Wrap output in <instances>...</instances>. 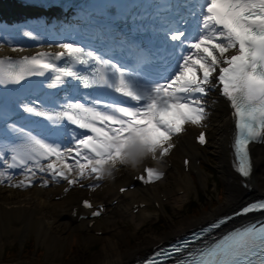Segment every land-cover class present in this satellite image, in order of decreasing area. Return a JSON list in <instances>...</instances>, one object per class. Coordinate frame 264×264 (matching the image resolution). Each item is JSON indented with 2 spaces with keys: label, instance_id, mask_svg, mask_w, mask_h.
Instances as JSON below:
<instances>
[{
  "label": "snow or ice",
  "instance_id": "6c2138e0",
  "mask_svg": "<svg viewBox=\"0 0 264 264\" xmlns=\"http://www.w3.org/2000/svg\"><path fill=\"white\" fill-rule=\"evenodd\" d=\"M185 7L183 14L160 24L166 56L158 69L150 66L142 50L126 61L111 49L76 41L59 43L56 51L0 58V88L7 92L9 86H18L12 89L17 94L35 88L42 93L35 98L19 96L16 107L28 114L25 119L37 118L24 125L9 124L0 107V121L6 126L0 130V184L28 188L39 175L42 187L50 180L65 181L68 192L74 186L85 187L83 181L112 176L118 166L163 159L186 126L206 127L208 97L214 89L226 99L234 118V170L249 178L250 145L264 142V0H185ZM25 35L36 38L31 32ZM12 51L24 49L17 46ZM31 77L44 80L28 85ZM60 90L65 92L62 99ZM97 90L111 98L93 96ZM7 132L14 135L9 138ZM195 139L200 145L208 143L205 131ZM15 169L20 170L18 180ZM164 176L162 170L148 166L136 179L150 184ZM99 186L87 185L93 191ZM82 204L94 208L89 199ZM102 211L98 207L91 215L99 217ZM254 212H264V199L219 217L190 240L155 252L144 264H165L180 253L184 256L176 264H264V221L185 251L232 219Z\"/></svg>",
  "mask_w": 264,
  "mask_h": 264
},
{
  "label": "bare ground",
  "instance_id": "6f19581e",
  "mask_svg": "<svg viewBox=\"0 0 264 264\" xmlns=\"http://www.w3.org/2000/svg\"><path fill=\"white\" fill-rule=\"evenodd\" d=\"M208 111L206 145L201 146L195 142L199 128L186 126L187 130L174 138L175 148L167 157L156 161L147 158L135 168L121 165L114 170L111 177L102 181L82 182L99 183L100 186L95 191L86 186H74L64 192L67 187L65 181L56 183L50 180L47 187L34 184L25 189L9 187L7 183L0 184V242H14L25 236L35 235L50 253L65 246L67 238L62 233L63 230H71L72 233L79 230L82 234L80 259L76 260L74 256L66 264H132L149 253L156 244L164 243L190 228L230 212L248 199L264 195V147H250L253 172L249 178L240 179L231 164L229 143L232 126L229 110L214 90L208 97ZM207 154L213 155L217 160V169L225 186L222 200L218 193L217 205H213L212 201L209 209L203 205L205 208L192 218L180 216L174 221L169 216L165 219L167 230L161 233L153 230V220L161 212H165L166 204L169 203L174 211H179L183 207L184 199H188L191 188L197 189L196 182L200 187H208L209 178L205 176L206 170L201 164ZM185 159H188V165H185ZM146 165H157L167 174L154 184H139L134 178ZM41 179L42 176L39 181ZM245 183L249 187H244ZM121 187H126L127 190L121 192ZM84 199L91 200L93 204H104L103 212L110 211L112 205L108 202L115 199L113 216L121 213L124 219L137 221L132 234L141 231L142 238L133 247L121 249L120 234L123 230L117 225L119 219L108 216L101 221V216L90 217L91 210L83 207ZM133 209H137L135 213ZM112 221L114 227H109L108 223ZM112 231V234L106 235ZM99 239V251L91 258L86 257V252ZM0 264H21V261L0 260Z\"/></svg>",
  "mask_w": 264,
  "mask_h": 264
},
{
  "label": "rangeland",
  "instance_id": "374dc122",
  "mask_svg": "<svg viewBox=\"0 0 264 264\" xmlns=\"http://www.w3.org/2000/svg\"><path fill=\"white\" fill-rule=\"evenodd\" d=\"M201 164L206 170L205 176L209 178L208 187H200L196 182L197 189L195 190L191 188L188 199H184L183 207L179 211H174L169 203L166 204L164 206L165 212H161L157 218H154L153 230L158 233L167 230L165 219L169 216H172L174 221H177L180 216H183L182 218H192L193 216H197L201 210L205 208L203 205H205L207 209L210 208L211 201L213 202V205H217L219 202L218 193L221 194L220 200H222L225 186L217 169V160L213 155L207 154V157L201 162ZM114 203L113 199L108 202L109 205H112L110 211L107 212L106 210L99 220L102 221L108 216L114 215L116 205ZM151 209L154 210L153 207H151ZM132 211L135 213L134 210ZM113 217L119 219L117 225L123 230L122 234H120L122 239L120 248L126 249L133 247L137 240L142 238L141 231L135 232V235L132 234L137 221L124 219L123 214L121 213H117ZM108 225L109 227H114L112 226L113 221L109 222ZM62 233H65L67 238L65 246H63V248L58 247L57 250L50 253H48L46 246L43 243H40L35 235L25 236L21 240L14 242H0V260L9 262L20 260L21 264H30L31 261L33 264H66L65 262L69 261L74 256H76V260L80 259V253L82 251L81 232L76 230L72 233L71 230L65 229ZM110 233L112 234L113 231L106 233V235H109ZM97 234L100 235V232H97ZM122 236L125 237L122 238ZM100 246L101 240L99 239L89 248L85 256L88 258L93 257L99 251Z\"/></svg>",
  "mask_w": 264,
  "mask_h": 264
},
{
  "label": "clouds",
  "instance_id": "9594fccd",
  "mask_svg": "<svg viewBox=\"0 0 264 264\" xmlns=\"http://www.w3.org/2000/svg\"><path fill=\"white\" fill-rule=\"evenodd\" d=\"M129 165L131 166V167H133V168H135V167H137L138 165H139V162H137V163H129ZM111 177V176H110Z\"/></svg>",
  "mask_w": 264,
  "mask_h": 264
}]
</instances>
